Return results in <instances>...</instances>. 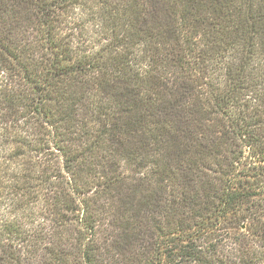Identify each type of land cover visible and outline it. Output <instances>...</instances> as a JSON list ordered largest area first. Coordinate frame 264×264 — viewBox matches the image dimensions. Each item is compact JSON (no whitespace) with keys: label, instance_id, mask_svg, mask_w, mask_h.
I'll use <instances>...</instances> for the list:
<instances>
[{"label":"trees","instance_id":"1","mask_svg":"<svg viewBox=\"0 0 264 264\" xmlns=\"http://www.w3.org/2000/svg\"><path fill=\"white\" fill-rule=\"evenodd\" d=\"M0 264H264V0H0Z\"/></svg>","mask_w":264,"mask_h":264}]
</instances>
